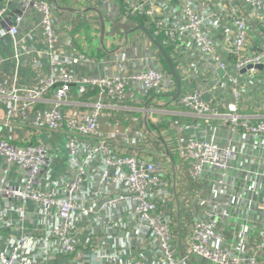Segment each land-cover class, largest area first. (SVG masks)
<instances>
[{
	"label": "built area",
	"instance_id": "1",
	"mask_svg": "<svg viewBox=\"0 0 264 264\" xmlns=\"http://www.w3.org/2000/svg\"><path fill=\"white\" fill-rule=\"evenodd\" d=\"M89 3L0 0V264H264V0Z\"/></svg>",
	"mask_w": 264,
	"mask_h": 264
},
{
	"label": "crops",
	"instance_id": "2",
	"mask_svg": "<svg viewBox=\"0 0 264 264\" xmlns=\"http://www.w3.org/2000/svg\"><path fill=\"white\" fill-rule=\"evenodd\" d=\"M50 1L53 2V0H50ZM57 2L61 3L63 6H68V7L70 6V2H76V3L80 2V3H83L86 5L82 9H85L86 7L89 8V6H90L89 0H60V1L57 0ZM90 12L91 11L89 10V11H86L84 13V15L86 17H88L90 20L86 21V19H85L84 21H82L79 24L78 28L76 29L75 43L78 44L79 47H77V49L80 52H85L86 54L93 55L96 53H100L102 51V49L104 48V47H102L103 42L107 41L108 43L112 44L114 41V38L110 36L111 34H108L109 29H106L105 37L101 35L102 33H101L100 28H99V27H101V24H98L99 27L95 26V22L99 23L97 21V15L89 16ZM89 22L94 23L92 33H89L85 29ZM115 25L119 26L118 23H116V22H115ZM112 31L113 30H110L109 33ZM133 42L137 46L138 45L142 46V45H144L145 40L137 32L134 35ZM134 48L137 49V52L138 51L141 52L144 49V47H134ZM79 68L81 71H85L87 69L83 66H80ZM27 76L30 77V73H27ZM73 91L76 92V94L78 95V88L75 87L73 89ZM74 99H82V98H79L76 96V97H74ZM165 104H167V103H165ZM130 107H131V109L128 110L127 113L130 114L131 116L139 118L140 120H143L140 122V124L143 126L142 129L144 131H146V132L151 131V132H148L149 135H156V136L164 135L165 133L168 132V124L171 121L181 120L182 122L186 123V122H191V121L195 120V116L191 112H189L188 110L183 109V108H178L177 106L174 105V107H172V108H166V109H164L162 107L157 108V111H154L152 113V115L149 117V119L147 120V125H146L144 122V120H145V115H144L145 112L143 111V108L145 107L144 103H140V102L139 103H137V102L131 103ZM150 123L154 124L153 128L150 125ZM1 124H4V120H0V125ZM102 125H103L102 128L104 130H106V131L109 130V126L107 125L106 120H104V119L102 120ZM40 135L47 136V134L43 133V132H41ZM169 140H170V138H169ZM163 152L164 151H162V153Z\"/></svg>",
	"mask_w": 264,
	"mask_h": 264
},
{
	"label": "water",
	"instance_id": "3",
	"mask_svg": "<svg viewBox=\"0 0 264 264\" xmlns=\"http://www.w3.org/2000/svg\"><path fill=\"white\" fill-rule=\"evenodd\" d=\"M53 2H54L56 5L59 6L57 0H53ZM60 8H62V9H69V10H72L71 7H62V6H60ZM100 19H101V33H102L101 35L104 36V34H105V21H104L102 15H100ZM153 42H154L157 46H159V48L161 49L162 54H163V56H164L166 62L168 63V66H169L170 70H171V71L173 72V74L175 75V78H176V81H177V91H176V93H175V97H177V96H178V93H179V90H180V80H179V76H178V74H177V72H176V70H175V67H174V65H173V63H172V61H171V59L168 57V55L166 54V52H165V50L162 48V46H161V45L158 43V41L155 40V39H153ZM257 67H258V68H261L262 65H257ZM178 247H179V249H180L181 254L184 255L183 245H182L181 240L178 241Z\"/></svg>",
	"mask_w": 264,
	"mask_h": 264
},
{
	"label": "rangeland",
	"instance_id": "4",
	"mask_svg": "<svg viewBox=\"0 0 264 264\" xmlns=\"http://www.w3.org/2000/svg\"><path fill=\"white\" fill-rule=\"evenodd\" d=\"M58 1H60V0H58ZM70 6L73 7V9L77 10V12H79V10H82V8H84L86 5L83 4V3H80V2H77V3H76V2H70ZM94 14H95L94 11H91V12L89 13V16H93ZM93 27H94V23L89 22V23L87 24V26H86L85 29H86L89 33H92V29H93ZM90 30H91V31H90ZM137 32H138V31H136V32H130V36H129L130 40L134 38V35H135V33H137ZM119 34H120V33H119ZM125 36H126V34H122L120 37H125ZM116 47H117V45H116ZM96 54L100 55L101 53H96ZM93 55H95V54H93ZM161 99H162L163 101L167 100V104H165V105L163 106L164 109L174 107V104H173L172 102H170V98H169V97H162ZM156 115H157V114H156ZM164 124H165V123H164ZM150 125L152 126V128L154 127V124L150 123ZM196 263H197V262H196ZM204 263H205V264H208L207 261H204Z\"/></svg>",
	"mask_w": 264,
	"mask_h": 264
},
{
	"label": "trees",
	"instance_id": "5",
	"mask_svg": "<svg viewBox=\"0 0 264 264\" xmlns=\"http://www.w3.org/2000/svg\"><path fill=\"white\" fill-rule=\"evenodd\" d=\"M166 51H167V53H169V52H168V49H167ZM164 62L166 63V66L169 67L168 64H167V62H166V60H165Z\"/></svg>",
	"mask_w": 264,
	"mask_h": 264
}]
</instances>
